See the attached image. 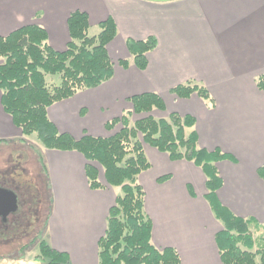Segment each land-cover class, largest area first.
<instances>
[{
	"label": "crops",
	"instance_id": "1",
	"mask_svg": "<svg viewBox=\"0 0 264 264\" xmlns=\"http://www.w3.org/2000/svg\"><path fill=\"white\" fill-rule=\"evenodd\" d=\"M77 9L88 13L91 26L114 18L118 32L109 52L118 42L132 59L126 46L129 37L155 35L157 45L147 53L146 68L133 61L127 67L116 62L110 79L51 104L48 113L57 128L75 138L86 133L110 135L119 127L109 129L107 122L132 108V95L159 93L166 108L153 109L155 116L172 111L192 115L195 124L187 132L196 130L198 144L230 155L217 162L222 177L218 199L238 216L252 218L254 236L260 239L264 89L256 78L264 74V0H0V34L39 24L47 30L49 43L61 50L71 39L68 17ZM189 80L204 84L210 97L197 93L179 97L171 91ZM1 98L0 88V140L27 143L28 135ZM144 149L151 165L139 174V181L152 221V241L161 248L174 247L180 255L178 264H226L216 241L223 225L206 198L202 168L184 158L172 159L148 143ZM40 156L52 188L45 239L67 252L72 264H100L99 239L120 186L108 185L100 172L104 186L92 188L88 160L78 150L44 146Z\"/></svg>",
	"mask_w": 264,
	"mask_h": 264
},
{
	"label": "trees",
	"instance_id": "2",
	"mask_svg": "<svg viewBox=\"0 0 264 264\" xmlns=\"http://www.w3.org/2000/svg\"><path fill=\"white\" fill-rule=\"evenodd\" d=\"M68 25L71 39L61 50L49 43L47 30L39 24H25L6 35L0 34L1 100L23 134L36 133L48 148L83 153L88 160L86 174L92 188L104 186L99 165L106 183L120 186L116 201L109 209L106 231L99 239V263L178 264L180 261L174 247L161 248L152 241V221L145 210V190L139 181V174L151 165L144 149V143H148L168 152L172 159L184 158L202 168L208 189L206 198L223 225L216 234L222 260L226 264H264V235L260 239L254 236L253 219L238 216L217 196L222 186L217 162L230 155L219 148L209 150L198 144L196 130L187 132V128L195 124L192 115L172 111L168 116H155L153 109L166 108L159 93L132 95V108L107 122L109 129L120 125L110 135L86 133L75 138L57 128L49 117L50 105L110 79L116 65L108 48L118 32L112 16L100 21V31L93 35L89 33L91 24L86 11H72ZM156 45L155 35L145 39L129 37L126 46L132 59L120 58L117 63L127 67L133 61L144 69L148 64L147 53ZM256 82L259 88L264 89V74L259 75ZM171 91L179 97H188L192 93L210 97L204 84L192 80L176 85ZM133 114L144 115L132 121ZM41 162L45 170L42 158ZM258 172L264 179V165ZM6 175L1 173L3 178ZM9 187L19 194L21 208L11 216L8 224H3V228H9V231L14 228L20 232L27 229L31 221L36 222L40 218L43 196L38 193L33 202L27 199L31 195L24 193L18 183L13 182ZM9 231L2 229L0 232L10 234ZM38 237L40 250L37 258L44 259L45 264H72L69 254L53 247L42 232Z\"/></svg>",
	"mask_w": 264,
	"mask_h": 264
},
{
	"label": "rangeland",
	"instance_id": "3",
	"mask_svg": "<svg viewBox=\"0 0 264 264\" xmlns=\"http://www.w3.org/2000/svg\"><path fill=\"white\" fill-rule=\"evenodd\" d=\"M99 31L98 24L92 25L89 29L91 35L97 34ZM110 55L115 62L120 58L127 57L125 50L118 42L113 44ZM144 114H135L131 118L134 120ZM27 137V143L18 140L15 144H9L5 140H0V181L5 182L8 186L13 182L18 183L19 188L24 193L31 195V197L27 196V199H31L33 202H35L38 193L42 195L43 202L39 207L40 218L36 219V222L31 221L27 229H22L20 232L15 231L14 228L8 232L10 234L0 232V264H45L44 259L37 258L40 250L38 234L42 232L43 237H45V227L50 208L49 197H51L52 188L40 157V150L45 145L36 133ZM99 167L103 174L102 167L100 165ZM16 168L19 170L17 173H15ZM1 173H6V177L3 178Z\"/></svg>",
	"mask_w": 264,
	"mask_h": 264
},
{
	"label": "water",
	"instance_id": "4",
	"mask_svg": "<svg viewBox=\"0 0 264 264\" xmlns=\"http://www.w3.org/2000/svg\"><path fill=\"white\" fill-rule=\"evenodd\" d=\"M157 2H165L171 0H149ZM18 195L17 193L9 188L0 185V216L3 215L4 218L10 213L18 209Z\"/></svg>",
	"mask_w": 264,
	"mask_h": 264
},
{
	"label": "flooded vegetation",
	"instance_id": "5",
	"mask_svg": "<svg viewBox=\"0 0 264 264\" xmlns=\"http://www.w3.org/2000/svg\"><path fill=\"white\" fill-rule=\"evenodd\" d=\"M0 185H5V184H4L2 181H0ZM18 204H19L18 209H17L16 211H14V212H10V213L6 216V218H4L3 215L0 216V231H1L2 229L5 230V231H9V228H3V227L5 226V225H3V224H8L9 221H10L11 216H12L13 214H16V213L19 212V210H20V208H21V200H20L19 194H18Z\"/></svg>",
	"mask_w": 264,
	"mask_h": 264
}]
</instances>
